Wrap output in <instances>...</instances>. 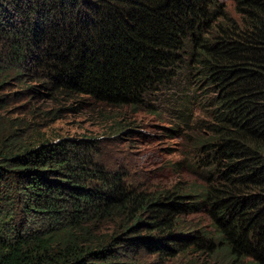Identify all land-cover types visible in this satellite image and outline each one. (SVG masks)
Masks as SVG:
<instances>
[{
	"label": "trees",
	"instance_id": "obj_1",
	"mask_svg": "<svg viewBox=\"0 0 264 264\" xmlns=\"http://www.w3.org/2000/svg\"><path fill=\"white\" fill-rule=\"evenodd\" d=\"M13 81L113 109L165 92L178 119L206 120L190 136L196 179L154 192L101 161L96 139L24 147L0 127V264L135 251L264 264V0H0V86Z\"/></svg>",
	"mask_w": 264,
	"mask_h": 264
},
{
	"label": "rangeland",
	"instance_id": "obj_2",
	"mask_svg": "<svg viewBox=\"0 0 264 264\" xmlns=\"http://www.w3.org/2000/svg\"><path fill=\"white\" fill-rule=\"evenodd\" d=\"M22 89L16 81L0 86V127L6 136L16 133V144L30 147L60 139H96L97 157L101 161L112 164V168L121 167L139 188L150 192L182 187L196 179L200 157L190 136L198 130L197 123L206 118L194 108L185 110L187 123L178 119L172 114L174 103L169 94H155L151 107L134 110L113 109L87 98L54 99L45 93L19 95ZM122 128L127 130L121 132ZM189 220L199 223L205 231H212L206 216H193ZM129 256L130 259L121 258L115 263H221L196 251L179 254L169 261L146 251H135Z\"/></svg>",
	"mask_w": 264,
	"mask_h": 264
}]
</instances>
